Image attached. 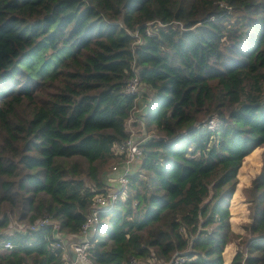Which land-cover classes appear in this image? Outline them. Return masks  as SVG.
<instances>
[{
  "label": "trees",
  "instance_id": "obj_1",
  "mask_svg": "<svg viewBox=\"0 0 264 264\" xmlns=\"http://www.w3.org/2000/svg\"><path fill=\"white\" fill-rule=\"evenodd\" d=\"M134 74L155 93L149 136L127 197L101 211L91 262L264 264V148L247 232L224 255L239 171L264 147V0H0V264L64 263L52 224L8 227L50 215L66 242L80 234L131 135Z\"/></svg>",
  "mask_w": 264,
  "mask_h": 264
},
{
  "label": "built area",
  "instance_id": "obj_2",
  "mask_svg": "<svg viewBox=\"0 0 264 264\" xmlns=\"http://www.w3.org/2000/svg\"><path fill=\"white\" fill-rule=\"evenodd\" d=\"M147 33H152L150 28H147ZM136 35H139L138 32H135ZM144 83L142 82L139 74H134L127 78L125 90L130 94H135L138 97L144 91ZM137 97V99H138ZM133 115L130 116V122L133 123ZM129 124L131 128L130 137L120 143H115L113 148L116 154L122 155L123 158L120 161L114 162L108 172L105 175L106 186L104 189L98 191L93 188L95 191L90 212L88 213L86 219L84 220L81 228L80 235L84 237L83 240L73 243V249L77 252L79 258L84 262H91L89 248L91 245V239L87 235L92 234L96 230V226L100 221L101 211L104 209H109L115 206L116 201L119 198L125 199L128 195V183L130 181V176L134 170V164L138 162L142 153H143V142L149 136L148 133L142 130V124ZM205 125L212 131H217L221 126V120L217 116L209 117ZM138 126V127H137ZM137 127V128H136ZM152 134V132H149ZM43 224H52V228L55 232L54 244L57 247L63 248L65 256V261L63 264H79L74 260L65 241L64 231H61L60 221L56 218H53L50 215H44L39 218L34 223H17L16 225L10 224L14 229L25 231L28 229H36ZM6 247H12L13 243L7 241L5 243ZM187 260V256L184 252L177 253L175 257L167 261L162 258H159L155 252H153L148 259L145 261L135 255L131 256L129 264H180ZM93 264V263H92Z\"/></svg>",
  "mask_w": 264,
  "mask_h": 264
},
{
  "label": "rangeland",
  "instance_id": "obj_3",
  "mask_svg": "<svg viewBox=\"0 0 264 264\" xmlns=\"http://www.w3.org/2000/svg\"><path fill=\"white\" fill-rule=\"evenodd\" d=\"M149 28L151 31H153V26H149ZM144 118H145V115H143L139 119L140 122H143ZM130 123L132 122L128 120V124ZM263 148H264L263 146L256 147L249 155L245 157L242 167L238 174L239 181L237 184V188L231 199V205H230V210L232 213V217H231L232 229L236 233V236L234 240L231 243H229L225 249L224 255H225L226 263L230 262L234 252L238 248L239 239H241L246 234L247 232L246 223L251 221V215L249 213L250 210H249L248 202H247V199L244 193V189L246 188V186L250 185L254 177L262 169ZM109 168H107V172ZM11 223L12 225H16L18 221H16L13 218ZM12 230H13V227L10 225L8 227V231H12Z\"/></svg>",
  "mask_w": 264,
  "mask_h": 264
},
{
  "label": "crops",
  "instance_id": "obj_4",
  "mask_svg": "<svg viewBox=\"0 0 264 264\" xmlns=\"http://www.w3.org/2000/svg\"><path fill=\"white\" fill-rule=\"evenodd\" d=\"M154 97H155V93H154L153 89L145 87L142 94L138 97L135 109L133 110V112L131 114V116L133 115L132 119L134 120L133 121L134 123H136L137 125L140 124L139 119L143 115H145V112L148 110V106H149L150 102L154 99ZM67 236H68L66 238L67 244H68V247L70 245L71 248H73L74 242H78L80 240H83V238H84L80 234L67 235ZM79 264H92V263L81 261V263H79Z\"/></svg>",
  "mask_w": 264,
  "mask_h": 264
},
{
  "label": "water",
  "instance_id": "obj_5",
  "mask_svg": "<svg viewBox=\"0 0 264 264\" xmlns=\"http://www.w3.org/2000/svg\"><path fill=\"white\" fill-rule=\"evenodd\" d=\"M92 234H93V233H92ZM88 237L91 239V234L87 235V238H88ZM83 239H84V238H83ZM69 252H70L71 257H72L74 260H76L78 263H81L82 260L79 258L77 252H76L73 248H71L70 245H69Z\"/></svg>",
  "mask_w": 264,
  "mask_h": 264
},
{
  "label": "clouds",
  "instance_id": "obj_6",
  "mask_svg": "<svg viewBox=\"0 0 264 264\" xmlns=\"http://www.w3.org/2000/svg\"><path fill=\"white\" fill-rule=\"evenodd\" d=\"M136 32V31H135ZM135 32H133L134 34H135ZM138 32V31H137ZM152 32V31H151ZM139 34V33H138ZM139 36V35H138ZM140 41H142V39H139L138 40V42H140ZM178 253H180V252H178Z\"/></svg>",
  "mask_w": 264,
  "mask_h": 264
}]
</instances>
